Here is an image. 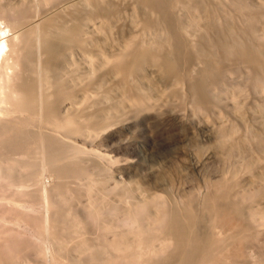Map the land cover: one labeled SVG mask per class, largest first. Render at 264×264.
I'll return each instance as SVG.
<instances>
[{
  "label": "bare ground",
  "instance_id": "6f19581e",
  "mask_svg": "<svg viewBox=\"0 0 264 264\" xmlns=\"http://www.w3.org/2000/svg\"><path fill=\"white\" fill-rule=\"evenodd\" d=\"M85 1L83 10L69 5V9L73 8L64 18L56 14L39 16V3L31 9L0 0V178L8 186L21 189L22 194L34 193L37 197L33 202L7 195L4 202L0 196V205L37 212V224L31 232L38 245L36 251L41 254L36 262L242 264L245 256L250 260L252 251H245L238 236L241 230L251 229L256 211L252 205L248 209L243 207L241 201L252 200V194L232 199L226 189L230 186L219 184L214 197H206L204 208L198 211L192 199L181 208L169 206L161 204L165 200L157 195L151 198L133 195L126 183L110 187L106 180L99 182L95 178L86 189L99 192L100 198L97 201L90 198L82 210H76L59 207L46 186L47 180L42 179L50 172L60 179V185H66L68 177L76 180L87 173L76 162L82 148L71 140L87 133L86 124L77 117L74 108L78 107L80 91L84 100L91 97L82 81L86 87L97 80L102 84L106 71L94 74L101 65H107V71L118 75L123 99L150 98L144 92L134 94L135 81L147 75L146 65H150L173 85L184 83L198 109L214 99L210 88L224 79L225 60L249 70L254 84L263 91L264 40L260 43L252 40L257 10L248 8L246 1L230 0L248 16V32L236 27L232 19L219 18L218 9H210V6L218 8L217 0H133L141 10L135 23L151 31V36H130L97 67L80 72L72 59V50L86 49L85 42H89L85 38L86 27L96 17L102 20L118 16L117 10L105 0ZM201 20L205 34L199 36L198 42L189 43V35H193ZM156 30L160 33H154ZM205 43L216 50L205 49ZM199 58H203L204 64L195 68ZM110 91L102 98L111 97ZM135 105L142 106L143 102L137 101ZM94 114L87 112L82 116L88 120L87 124L98 127L104 119ZM48 129L61 132L65 138L61 140L48 133ZM258 144L264 149V137L258 139ZM16 167L24 170L18 178L14 173ZM111 193L119 198L112 201ZM9 221L0 215L1 223ZM14 223L20 224L19 220ZM227 228L234 231L228 232ZM28 259L35 263L31 255Z\"/></svg>",
  "mask_w": 264,
  "mask_h": 264
},
{
  "label": "rangeland",
  "instance_id": "374dc122",
  "mask_svg": "<svg viewBox=\"0 0 264 264\" xmlns=\"http://www.w3.org/2000/svg\"><path fill=\"white\" fill-rule=\"evenodd\" d=\"M4 1L10 5L30 8L39 3V16L56 14L64 18L69 16L73 8L69 9V5H77L83 10L86 2ZM220 1L221 4L219 0L216 1L218 8L210 6V9H218L215 11L219 18L232 19L236 27L249 32L248 16L238 11L239 8L230 0ZM243 1L249 4L248 8L257 10L259 14L253 19L255 32L252 33V40L260 43L264 40V0ZM54 2L57 5H52ZM105 3L117 10L118 16L102 20L96 17L86 27L85 38L89 40L85 42L86 49L72 50V59L76 61L80 72L97 67L106 55H110L130 36H151V31L143 30L140 23H135L134 19H139L141 10L133 0H105ZM91 8L89 5L88 9ZM202 23L201 20L194 27L193 35H189V43L198 42L199 36L205 34ZM100 25L102 28H99ZM154 33L160 32L156 30ZM93 39L97 42H91ZM203 47L213 50L207 43ZM198 60L200 62H196L195 68L204 64L201 63L203 58ZM232 65V62L225 60L224 79L210 88L215 94L214 99L198 109L184 83L173 85L154 66L146 65L147 75L134 84L137 88L134 94L147 93L150 98L146 100L123 99L125 96L119 88L118 75L114 71H107V65L97 67L95 75L106 71L102 76V84L97 80L86 87L82 81L81 85L91 97L84 100L83 91H80L78 107L74 108L77 117L86 124L87 133L71 139L82 148L76 162L87 173L76 180L68 177L66 185H60L59 178L46 172L47 176H43L46 179L42 180H47L45 183L53 194V201L63 209L82 210L90 198L96 201L100 198L99 192H88L86 189L87 184L94 183L96 178L99 182L106 180L110 187L126 183L130 193L139 198L160 196L165 200L161 204L169 206L181 208L192 199L195 209L199 211L204 208V199L214 197L215 188L225 184L230 186L226 189L232 199L252 194V200L241 201L243 207L252 205V210L256 211L251 229L241 230L238 236L245 251H252V258L249 260L245 256L242 264H264V149L258 144V139L264 137V90L261 91L254 84L249 70L242 65ZM182 69L185 71L184 67ZM109 89L112 90L109 92L111 97L103 99V94ZM173 90H176V94H172ZM137 101H142L143 105H135ZM87 112H95L96 117L103 118L102 124L98 127L87 124L88 120L82 116ZM47 132L56 134L61 140L65 138L61 132L50 129ZM30 149L33 150L32 147ZM3 164L6 165V162ZM23 171L21 167H16L15 177L18 178ZM6 183V180L0 178L2 201L5 202L3 197L7 195H11V199L36 201L34 193L24 195L21 189H14V186ZM62 194L67 195V198ZM118 198L115 193L110 194L112 201ZM0 215L11 222H0V264H38L36 261L41 259V254L36 251L38 245L31 235L37 224V212L2 204ZM16 220L20 224L14 223ZM249 234L252 237L247 238ZM28 255L32 256L35 263L29 261ZM238 261L241 262L239 258Z\"/></svg>",
  "mask_w": 264,
  "mask_h": 264
}]
</instances>
